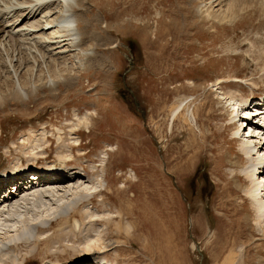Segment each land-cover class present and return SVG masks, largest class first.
<instances>
[{
  "label": "rangeland",
  "instance_id": "374dc122",
  "mask_svg": "<svg viewBox=\"0 0 264 264\" xmlns=\"http://www.w3.org/2000/svg\"><path fill=\"white\" fill-rule=\"evenodd\" d=\"M88 3L102 35L84 48H93L104 64L80 67L79 57L68 51L58 61L43 62L41 51L13 52L4 42L5 54L0 44V92L5 95L12 86L6 77L14 70L21 81L38 84L24 100L0 104V176L22 169L20 160L32 170L37 163L95 172L79 180L91 191L92 203H79L77 218L42 231L48 243L38 248L50 250L47 257L52 252L58 261L31 255L24 243L12 250L11 240L1 235L0 262L96 264L81 249L90 234L105 244L117 241L104 253L112 264H264V235L242 172L248 158L240 142L251 130L233 116L236 100L264 95V1L231 15L226 0L220 5L211 0ZM47 75L56 80L55 90L45 84ZM119 145L123 149L117 152ZM258 149L264 159V146ZM105 161L111 187L103 180ZM74 181L66 183H79ZM125 197L132 210L121 224L129 226L132 245L123 243L125 229L115 228L117 209L122 203L128 207ZM48 204L34 207L31 220L59 219L53 218L55 204ZM168 226L175 247L165 242ZM8 238H15L13 232Z\"/></svg>",
  "mask_w": 264,
  "mask_h": 264
},
{
  "label": "bare ground",
  "instance_id": "6f19581e",
  "mask_svg": "<svg viewBox=\"0 0 264 264\" xmlns=\"http://www.w3.org/2000/svg\"><path fill=\"white\" fill-rule=\"evenodd\" d=\"M211 1L214 5H220L222 2H225V0ZM252 1L254 0H226L225 6L227 7V15L235 13L234 10L243 9L251 4L250 2ZM88 4V0H0V36L3 38L0 44L5 46L3 52L5 51V54L8 53L7 45L4 42L7 44L9 42L14 49L13 52L16 49H18L20 53L28 54L35 50L41 51L42 57L45 58L43 62L46 60H48V62L58 61L61 57H65L66 55L64 53L68 51L70 53L68 56L73 54L75 58L79 57L80 67L86 68L85 64L87 63H97L96 65L106 63L104 58L96 56L93 48H84L87 40H95L97 35H102L101 29L97 26V13L95 14ZM89 5L91 6V4ZM1 47L2 46H0V49ZM0 57H3L2 52H0ZM8 58H11V56L7 57V60ZM11 60L9 63L7 61L9 66ZM28 60L29 58L24 59V61L22 60L20 63L25 65ZM1 63H6V61H2ZM48 72L49 70L47 69V73ZM17 75V72L14 70L11 77H6V81H8V79L13 80L11 83L12 86L10 85L8 90L9 93L7 91L4 93L5 95H3V93L0 92V104L7 98H19L24 100L26 96L37 91L38 84L35 85L34 82L29 83V80H27L28 82H23L21 81V77ZM47 76L45 84L48 85L50 90H55L54 86L56 85V80L53 79L51 75ZM71 80V77H67L65 84L67 86L70 85ZM25 84L27 86H25ZM248 102V98L236 100V108L234 110L236 115L233 116H238L240 124L245 127L248 126V131L251 130L247 132V134L250 133V135L248 137L245 136L246 138L243 137L245 140L243 139V141L240 142V150L248 158V164L243 168L242 172L249 180V186L246 187L245 194L248 196L251 203L250 205H252L253 211L255 212L256 225L264 235V159L262 156L257 155L259 154L258 147H261V145L264 146V112H262L264 111V106L262 107V111L261 108L258 111H254L256 116H253V112L247 111L249 106H246V104ZM260 106L261 102L259 107ZM250 115L254 118L250 119ZM246 117L249 119L246 120ZM84 122L88 124V119ZM235 123V121H232L231 126L233 127ZM245 123H247V125H245ZM234 129L233 135L236 137L239 136V129H237L236 125ZM43 138L44 136L42 139ZM47 140H45V142ZM131 141L133 140H130V142ZM134 141L131 143L132 148L135 146ZM73 147L70 146V149L73 150ZM118 148L117 152L123 149L121 145H119ZM41 149L44 150V147H41ZM20 162H22V164L19 167L22 169L15 170L13 168L10 169V172H2L0 176V189H3V191L0 192L1 240H11L12 245L10 248H12V250L19 247V243L21 245L26 244L28 246L27 251L31 252V255H38L42 259H49L51 262L53 259L58 261V257H50V255L53 254L52 252L49 257H47L46 254H48L50 250L38 248L39 245L46 246L48 243V238L43 235L45 232L42 231H49L51 226L55 223V226L62 227L64 223H69L70 216L77 218L79 212H77L76 206L79 203L84 201L92 203V199L88 198L91 191L86 190L85 185L79 182V180L81 178L93 176L95 172H89L87 167L83 166L66 167L62 164H53L52 166L50 164L48 167H37V163H35L34 167L37 168V171L35 170L36 173H32L33 175H24L25 171L31 167H24V162L22 160H20ZM108 163L109 161H105L103 165V180L106 182L107 187H111L109 184H113V181L111 177H107L109 175L106 169ZM13 172L15 175H11ZM259 177H261V179L257 180ZM72 180H75V183H79L76 185H69L66 183ZM10 181L11 183L8 184L10 187L9 189L7 188L8 190L5 192L6 184ZM76 188L80 189V192H78ZM118 192L123 193V190L119 189ZM102 193L101 191V194ZM123 195L125 196L124 193ZM130 201L129 198L125 197L124 202L128 203V207L126 204L122 203L123 205L117 209L118 219L115 228L119 231L124 228L125 230L123 232L127 236L123 243L132 245L131 241L134 240V236L132 235L130 237L129 226H123V224H121L122 219L128 218L131 213L132 208L131 204H129ZM47 203H50V205L55 204V214L53 218L59 219L47 223L43 216H41L37 219V222L31 220V216L37 215L36 213L32 215V212L35 211L34 207L40 208ZM50 205L48 207H50ZM91 216L93 217V215L91 214L89 217V219H91L89 225L93 227L96 220H92ZM109 220L110 219L104 220L105 224H108L110 222ZM76 225H78L77 222ZM168 227L169 232L167 234L168 237L166 235L165 242L170 244L173 230L171 231L170 226ZM11 232H13L15 238L9 239L8 237ZM119 234H121V232L118 233V235ZM79 236L82 235H78L77 237ZM89 236L90 234L83 237L85 241L83 240L84 242L81 247L87 255V261H95L97 262L96 264H112L111 258L107 259L104 253L109 246L117 241L105 244L101 241L102 238L93 239ZM171 245L175 247L174 244L171 243ZM35 247L38 249L33 252ZM54 253L59 254L60 251L57 250L54 251ZM23 258L26 260L25 257ZM113 259H115V257H113ZM18 260L13 259L11 264H17V262L21 263V260ZM0 264L6 263L1 261Z\"/></svg>",
  "mask_w": 264,
  "mask_h": 264
}]
</instances>
